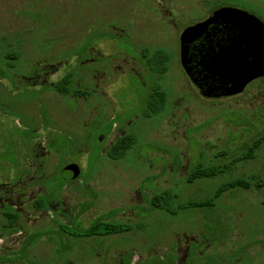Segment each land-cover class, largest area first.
<instances>
[{
  "label": "rangeland",
  "instance_id": "rangeland-1",
  "mask_svg": "<svg viewBox=\"0 0 264 264\" xmlns=\"http://www.w3.org/2000/svg\"><path fill=\"white\" fill-rule=\"evenodd\" d=\"M220 1L264 21V0H0V85L13 86L21 102L20 112L0 105V124L19 131V139L11 133L0 141L7 185L0 188V264H264V185L226 190L214 206L176 209L228 180L264 178L263 141L252 159L186 180L188 169L227 163L264 132V78L235 96L205 99L180 65V32ZM157 47L169 55L164 74L147 64L145 51ZM65 75L87 95L52 91ZM154 87L166 100L148 116ZM126 134L135 143L109 158ZM67 136L64 153L52 147ZM66 162L80 174L63 183ZM164 190L176 196L175 214L150 205ZM5 204L19 213L11 235ZM117 218L132 228L79 232Z\"/></svg>",
  "mask_w": 264,
  "mask_h": 264
},
{
  "label": "water",
  "instance_id": "water-1",
  "mask_svg": "<svg viewBox=\"0 0 264 264\" xmlns=\"http://www.w3.org/2000/svg\"><path fill=\"white\" fill-rule=\"evenodd\" d=\"M181 66L201 96L218 98L240 92L264 76V23L235 8H220L179 35ZM72 178L77 164H69Z\"/></svg>",
  "mask_w": 264,
  "mask_h": 264
},
{
  "label": "trees",
  "instance_id": "trees-1",
  "mask_svg": "<svg viewBox=\"0 0 264 264\" xmlns=\"http://www.w3.org/2000/svg\"><path fill=\"white\" fill-rule=\"evenodd\" d=\"M147 64L149 69L153 72H157L160 74H164L167 70L169 55L163 48L157 47L154 49L146 50ZM9 55V54H8ZM70 79L69 75H65L58 82L54 83L52 88L53 91L58 93L67 94L72 92L74 95L86 96L87 92L78 88H70ZM166 100V96L163 90L154 87L152 92L149 95L147 102L146 114L149 116L151 112L157 113L163 109L164 103ZM264 140V132L259 134V136L253 138L251 142L245 147V149L239 154L231 158V160L227 163L222 164H211L202 166L201 164H197L191 169L188 170L186 175L187 182H193L198 178H211L215 177L218 174L224 173L228 171L233 164H236L240 161H246L248 159H252L255 156L257 149L260 144ZM135 143V138L131 134H126L121 138H118L111 147L108 149V157L111 159H118L122 157L128 149L132 147ZM60 144L57 138L54 139L53 145L56 146ZM67 144L70 147L71 140L67 137ZM252 185L257 187H261L264 185V178L257 177L254 175L251 176H242L238 178H234L228 180L226 182L221 183L213 192L212 196L199 201H186L180 203L176 206V209H186L189 207H204V206H214L215 200L226 190L233 188H250ZM176 196L172 194L169 190H164L158 194H155L151 201L152 203L165 211H169V213H176L173 208H171V203L173 202ZM132 228L131 225L122 223V222H102L95 221L88 225V227L80 230L84 235H94V234H108V233H117L121 231L130 230ZM65 229V228H64ZM64 232V230H63Z\"/></svg>",
  "mask_w": 264,
  "mask_h": 264
},
{
  "label": "flooded vegetation",
  "instance_id": "flooded-vegetation-1",
  "mask_svg": "<svg viewBox=\"0 0 264 264\" xmlns=\"http://www.w3.org/2000/svg\"><path fill=\"white\" fill-rule=\"evenodd\" d=\"M225 7H228V8H235V9H238V10H241V11H244V12H247L248 14H250V15H253V16H255L257 19H259V20H261L263 23H264V21L261 19V18H259L257 15H255L253 12H250V11H248V10H246V9H242V8H238V7H236V6H233V5H229V4H227V3H223V1H220V2H218V3H216V4H214L212 7H210V10H208V15L204 18V19H206L207 17H209L210 16V14L211 13H213V12H215V11H217L218 9H220V8H225ZM204 19H202V20H200V21H196V22H194L193 24H195V23H197V22H201V21H203ZM190 25H192V24H190ZM190 25H187V26H185L184 28H186V27H188V26H190ZM183 28V29H184ZM182 29V30H183ZM181 33V32H180ZM180 35V34H179ZM179 39V38H178ZM179 61H180V57H179ZM180 65H181V63H180ZM182 67V66H181ZM37 74H40L38 71H37V73H36V75ZM262 78H264V76H261V77H258V78H256V79H253V80H251V81H249L245 86H244V88L240 91V92H238V93H235V94H232V95H229V96H224V97H218V98H206V97H203V98H205V99H221V98H227V97H231V96H235V95H237V94H240V93H242L244 90H245V88H247L251 83H253L254 81H256V80H258V79H262ZM27 79L28 80H31V79H33V75H31V77H27ZM193 84V83H192ZM194 85V84H193ZM50 86V85H49ZM195 86V85H194ZM196 87V86H195ZM51 89H52V86L50 87ZM198 90V89H197ZM53 91V90H52ZM11 92V93H10ZM54 92H56V91H54ZM12 93H15V91L13 90V86H2V85H0V105L2 106L1 107V110L2 109H16V110H18L19 112H20V103L21 102H19L18 101V98H17V96H15L14 94H12ZM56 93H58V92H56ZM125 94H121V97L122 98H124L125 97V95H127L126 93V90H125V92H124ZM16 94H18V93H16ZM15 96V97H14ZM76 96H79V95H76ZM135 96V95H134ZM147 100H148V98H147ZM24 102H27V103H29L30 104V100H29V102L27 101V100H24ZM23 103V102H22ZM127 109H129V108H127ZM127 109H125V110H127ZM146 109H147V105H146V108H145V110H143V112H144V114H146ZM125 110H123V111H121V112H119L120 114L122 113H124L125 112ZM5 112H7V111H5ZM25 112H27V111H25ZM117 114H118V112H117ZM154 114H156V113H154ZM147 115V114H146ZM114 117V116H113ZM121 117H123V115L121 116ZM120 117V118H121ZM114 119V118H113ZM28 120L30 121H32V119L30 118V117H28ZM114 121H116L115 119H114ZM114 121H112L111 123H110V125L108 126V128H107V132H108V130H109V128H110V126L114 123ZM97 123V122H96ZM96 125V124H95ZM4 126H6V125H4L3 124V122H1V124H0V141H3L4 139H9V134H11V133H14V134H17V137H18V139H19V135H18V133H19V131H18V129H17V126H12L11 128H8V130L4 127ZM107 132L106 133H104V134H102V135H99L98 136V138H97V141H96V146H98V148L100 147V144L98 145V143L99 142H101L102 141V136H104V135H106L107 134ZM95 133V132H94ZM263 133V132H262ZM132 135V134H131ZM133 136V135H132ZM257 136H259V134L257 135ZM256 136V137H257ZM68 137V136H67ZM93 137H94V134H93ZM134 138H135V141H136V137L135 136H133ZM253 138H255V137H253ZM252 138V139H253ZM251 139V140H252ZM251 140H250V142H251ZM264 141V140H263ZM262 141V142H263ZM98 142V143H97ZM249 142V143H250ZM248 143V144H249ZM248 144H246L245 145V147L248 145ZM261 145V144H260ZM7 146V145H6ZM57 146H58V148L56 147V146H54V145H52V147H54V148H57V150H59V152L60 153H64L65 151H66V149L67 148H69V146H68V144H64V141H63V143H60V144H57ZM8 147V146H7ZM10 147V146H9ZM11 150H12V152L13 153H15V150L16 149H14V147L11 145ZM245 149V148H244ZM258 150V149H257ZM107 152H108V150H107ZM107 152H106V154H107ZM257 152V151H256ZM240 154V153H239ZM108 155V154H107ZM255 155H256V153H255ZM77 164V163H75V162H66L64 165H62L60 168H59V171H58V173H59V175H61L60 177H61V180H63L64 182L63 183H66V182H68V180L69 179H71V180H73V179H76V178H78V176H79V174H80V166L78 165V167H79V174L76 176V177H74V178H68L67 176H66V172H68V173H71V176H72V173H73V171H72V169L71 168H69V164ZM222 164V163H221ZM190 168V167H189ZM189 170V169H188ZM188 170H187V173H188ZM186 173V174H187ZM59 175L57 176V178L59 177ZM18 179H19V176H17V181H18ZM52 179V177L50 176L49 177V179L47 180L48 182H49V180L50 181H52L51 180ZM16 181V182H17ZM14 183L15 182H12L11 184H13L14 185ZM63 183H62V185H63ZM49 184H52V183H49ZM4 186H7L4 182H1L0 183V188H3ZM160 193V192H159ZM156 194H158V193H156ZM152 199V198H151ZM150 205H152L153 207H155V208H158V207H156L153 203H152V201L150 200ZM4 206V205H3ZM137 206H138V204H137ZM12 207L13 206H10V205H8V206H6V204H5V209H4V211H3V214L5 215V217H6V220H5V222H4V226L7 228L6 229V231L8 232L9 230H8V228L9 229H11L10 230V235L11 234H14L15 232H16V228H13V227H16V225H15V223H16V221H17V219H18V217H19V213H18V211H13V209H12ZM118 209H120V208H118ZM158 209H160V208H158ZM148 210V209H147ZM120 211H122V210H120ZM116 212H119V210L118 211H116ZM115 212V213H116ZM114 213V214H115ZM175 214V213H174ZM139 215V214H138ZM104 216H107V215H103L102 217H104ZM117 219H120V218H117ZM121 220V219H120ZM111 222V221H110ZM113 222H119V220H113ZM120 222H122V220L120 221ZM122 223H124V222H122ZM80 232V231H79ZM81 233V232H80ZM117 233H119V232H117ZM67 234H68V232H67ZM108 234H115V233H108ZM259 239H260V237H259ZM257 240V239H256ZM258 241V243L260 244V240H257ZM236 250H238L237 248H236ZM239 251V250H238ZM238 254L240 255L241 253H240V251L238 252ZM199 257V256H198ZM206 261V260H205Z\"/></svg>",
  "mask_w": 264,
  "mask_h": 264
}]
</instances>
